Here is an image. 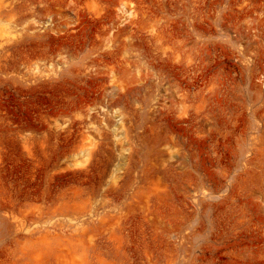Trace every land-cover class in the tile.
<instances>
[{
  "label": "rangeland",
  "instance_id": "obj_1",
  "mask_svg": "<svg viewBox=\"0 0 264 264\" xmlns=\"http://www.w3.org/2000/svg\"><path fill=\"white\" fill-rule=\"evenodd\" d=\"M0 10V264H264V0Z\"/></svg>",
  "mask_w": 264,
  "mask_h": 264
},
{
  "label": "bare ground",
  "instance_id": "obj_2",
  "mask_svg": "<svg viewBox=\"0 0 264 264\" xmlns=\"http://www.w3.org/2000/svg\"><path fill=\"white\" fill-rule=\"evenodd\" d=\"M17 2V1H16ZM20 2V1H19ZM3 3V2H2ZM21 3V2H20ZM12 4V3H11ZM17 4V3H16ZM2 5V4H1ZM4 5V4H3ZM14 5V4H13ZM6 6V5H5ZM9 6V5H8ZM18 7V6H17ZM6 8V7H5ZM4 8V9H5ZM11 8V7H10ZM10 8H8V9H10ZM13 8V7H12ZM15 8H16V6H15ZM2 10H3V7L1 8ZM1 11V10H0ZM7 11V10H6ZM6 11H3L5 14H10L9 12V10H8V12L6 13ZM13 11H15V10H13ZM12 12V11H11ZM13 13V12H12ZM23 13H25V12H23ZM55 13V12H54ZM51 15H53V14H51ZM1 16V15H0ZM8 16H10V15H8ZM12 16V15H11ZM10 16V17H11ZM14 17V16H13ZM18 17V16H17ZM8 18V17H7ZM7 18H5L4 20H6ZM16 18V17H15ZM1 19V18H0ZM8 21V20H7ZM52 21V20H51ZM9 22H10V20H9ZM55 22V21H54ZM3 23H4V21H3ZM11 23V22H10ZM13 23V22H12ZM17 23V22H16ZM52 23V22H51ZM0 24H2V19H1V23ZM18 24V23H17ZM16 24V25H17ZM21 25V24H20ZM112 25H114V24H112ZM113 27V26H112ZM109 31V30H108ZM112 31V30H111ZM109 33H110V31H109ZM108 33V34H109ZM107 34V35H108ZM111 34V33H110ZM3 37H4V35H3ZM100 37V36H99ZM6 38V36L4 37V39ZM8 39V38H7ZM106 39V38H105ZM108 40V39H107ZM110 40V39H109ZM108 40V41H109ZM2 41V40H1ZM6 41V40H5ZM5 41H3V42H5ZM103 41V40H102ZM3 42H1V43H3ZM111 43H112V40L110 41ZM117 42V41H116ZM116 42H115V44H116ZM119 42V41H118ZM102 43H104V42H102ZM133 43V42H132ZM5 44L7 45V43L5 42ZM124 44V43H123ZM2 45V44H1ZM4 45V44H3ZM125 45V44H124ZM139 45H141V44H139ZM129 46V45H128ZM1 47V46H0ZM2 48V47H1ZM110 48V47H109ZM108 48V49H109ZM130 48H131V46H130ZM138 49H139V47H138ZM122 52V51H121ZM120 52V53H121ZM136 52H137V50H136ZM135 53V52H134ZM128 55V54H127ZM134 55V54H133ZM109 57V56H108ZM136 57V56H135ZM137 61V60H136ZM139 61V60H138ZM128 62V61H127ZM125 64V63H124ZM141 64V63H140ZM122 65V64H121ZM143 66V65H142ZM123 67V66H122ZM124 68V67H123ZM128 68V67H127ZM127 70V69H126ZM145 71V70H144ZM128 72V71H127ZM111 73V72H110ZM129 73V72H128ZM112 74V73H111ZM115 74V73H114ZM113 75V74H112ZM117 75V74H116ZM127 75V74H126ZM127 76H129V75H127ZM127 76H125V77H127ZM112 77V76H111ZM120 77V76H119ZM114 78V77H113ZM116 78V77H115ZM118 78V77H117ZM132 80V79H131ZM121 81V80H120ZM112 82V81H111ZM117 82V79H116V81H115V83ZM122 82V81H121ZM118 83V82H117ZM128 83V82H127ZM127 83H125V84H127ZM120 84V83H119ZM125 86V85H124ZM120 87V86H119ZM109 88V87H108ZM117 91V90H116ZM109 97V96H108ZM133 202V201H132ZM131 204V203H130ZM129 204V205H130ZM148 210V209H147ZM144 211H146V208H145V210ZM71 239V241H72V244H71V248H73V249H75V250H73L74 251V254L75 253H78V251H79V249H81L80 250V252L84 255V253H86L87 252V248L86 247H84V246H82V245H79L78 244V240L77 239H75L74 238V235H72V237L70 238ZM68 239H66V241H67ZM71 241H68V243L69 242H71ZM67 243V242H66ZM79 245V246H78ZM70 247V246H69ZM69 251H70V248H69ZM72 252V251H71ZM73 253V252H72ZM76 255V254H75ZM85 256V255H84ZM90 262V261H89ZM73 264V263H72Z\"/></svg>",
  "mask_w": 264,
  "mask_h": 264
}]
</instances>
